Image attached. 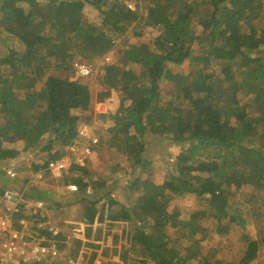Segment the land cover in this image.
I'll return each instance as SVG.
<instances>
[{
    "label": "trees",
    "instance_id": "trees-1",
    "mask_svg": "<svg viewBox=\"0 0 264 264\" xmlns=\"http://www.w3.org/2000/svg\"><path fill=\"white\" fill-rule=\"evenodd\" d=\"M123 1L0 0V41L16 43L0 51V195L19 181L41 199L33 177L69 159L60 179L45 177L47 202L105 206L106 233L85 215L90 250L46 229L59 255L38 264L91 250L101 264H223L209 252L227 235L223 251L250 264L264 254V0ZM111 166L114 184L100 174ZM72 184L81 196L64 191ZM37 218L20 211L14 226L35 230ZM239 234L262 252L234 256Z\"/></svg>",
    "mask_w": 264,
    "mask_h": 264
},
{
    "label": "built area",
    "instance_id": "built-area-1",
    "mask_svg": "<svg viewBox=\"0 0 264 264\" xmlns=\"http://www.w3.org/2000/svg\"><path fill=\"white\" fill-rule=\"evenodd\" d=\"M124 6L129 10L134 11V5L128 0L123 1ZM102 33L106 35V32ZM78 70L81 76H87L90 74V70L84 66H78ZM105 104L97 103L95 110L97 114H103L105 112ZM86 136L87 134H81ZM89 149H85L80 152L75 158V164L79 167H83L86 160L91 155ZM69 159H64L56 163H50L47 168L33 177L35 183L43 185L44 187L51 186V182L46 180L47 174H50L52 179L57 180L67 172L70 165ZM6 176L10 179H15V173L12 170L6 172ZM81 186L78 184H72L66 186L64 191L69 193H77ZM86 194L89 197L94 195V191L86 189ZM0 203L10 205L7 209L9 214H6L3 209L0 208V264H38L45 262L47 258H56L59 252L55 246L43 245V243H35L28 245L19 231L14 229L13 217L20 212L18 208L19 195L18 192L11 188H4L0 195ZM38 208L41 209L42 205L39 203ZM43 218V216H41ZM19 225H23L20 223ZM96 264H101L98 262Z\"/></svg>",
    "mask_w": 264,
    "mask_h": 264
},
{
    "label": "crops",
    "instance_id": "crops-1",
    "mask_svg": "<svg viewBox=\"0 0 264 264\" xmlns=\"http://www.w3.org/2000/svg\"><path fill=\"white\" fill-rule=\"evenodd\" d=\"M16 187L21 188V183L19 181L16 183ZM40 188L46 189L45 193L42 194L41 199H36L33 197L27 198L25 196L24 198H22L23 199L22 200L20 199L21 198L20 192L17 191L19 195L18 208H20V211L25 212L26 216L32 213L33 219H34V216L38 217L37 218L38 222H37V225L35 226L36 227L35 230H32L33 224L31 223V219H30V222L28 221V223L25 221V223L23 224L24 226L19 225V227L17 228L14 226V229L20 232V234L22 235V237L24 238V240L27 242L28 245H32L35 243L41 244L43 241V238L42 236H40L41 235L40 232H44L46 229H49L50 231L55 230L56 233L59 232L60 234L66 231L65 237L68 238L69 241H73L74 239H76L75 236L78 235L79 237L77 238H81L84 242H88V244L91 243L89 242V239H91V235H86L84 232L86 225L87 226L89 225L88 219H86L85 217V215L87 214H88V217L94 216L95 218L92 223H94V225H97L99 230L101 229L103 233H106V230L108 229V225L110 224L109 220H107L106 216L101 220L98 217L99 212L103 211L105 208L103 204H99V203L94 204L92 202H89L92 204V206H89L86 204H83L80 206V204L76 205L73 202H69V203L62 205L61 208L57 211L58 208L53 207L47 202L50 199H52V195L50 194V192H48V189H50L51 186L44 187L43 185H40ZM66 193H69V192H66ZM69 194L77 195L76 193H69ZM78 195L81 196L79 192H78ZM82 197L88 198L87 200L90 199L88 196H85L83 193H82ZM39 203H41L42 205L41 209L38 208ZM3 206H5L4 212L6 214H9L7 209L10 207V205L3 204ZM53 211H57V213H55L54 216L59 217L62 221L57 220V219L56 221L52 220L51 216L53 214ZM71 212H73L74 215L71 216L70 215ZM105 213H106V208H105ZM41 216H43V218H41ZM54 216L52 217L55 218ZM83 222H85L86 225ZM98 222H102L105 227H101V225L98 224ZM79 259H83V256H81ZM98 262H101L98 257L90 259V263H98ZM74 264H80V263L77 261Z\"/></svg>",
    "mask_w": 264,
    "mask_h": 264
},
{
    "label": "rangeland",
    "instance_id": "rangeland-1",
    "mask_svg": "<svg viewBox=\"0 0 264 264\" xmlns=\"http://www.w3.org/2000/svg\"><path fill=\"white\" fill-rule=\"evenodd\" d=\"M0 43H1L0 44V51H3L4 47H6V46H12V45L16 44L15 40L10 39V38H6V37H3V40H1ZM108 59L109 58L106 57V60H108ZM95 89H97V87H95ZM95 112H96V110H95ZM153 140H155L154 137H150L149 138L148 144H147L148 150H150L153 155H163L162 153L164 152V145H159V144H157V142L151 143ZM96 165H100V164L97 163ZM121 166L122 165H120V167ZM120 167L111 166L110 168L102 169L100 174L103 177H105L106 181L109 184H112V183L114 184V182L117 181L115 174H117L116 172H120ZM172 170H175V168L173 167ZM15 185H16V183H15ZM29 186H30L29 184L21 186V189L19 190L20 197H21L20 199L24 198L25 196L26 197L27 196H31V193L28 192ZM27 192H28V194H27ZM244 195H245L244 192L242 194H239V200L241 198H244ZM32 197H34V196H32ZM193 201H195V200H193V199L189 200V202H193ZM185 211H186L185 208H177V209H175V212H177L180 215L183 214ZM105 214L106 213H105V208H104L103 211L99 212L98 217L100 218V220L103 219L106 216ZM70 215L72 216V215H74V213L71 212ZM98 224H100L101 227H105L102 222H98ZM240 234H239V237L237 239L238 243H237L236 247L233 250L234 256H236V255H238L240 253L242 254L245 251H249V252L251 251L252 253H256V254H259V253L262 252V249L264 248L263 245H261L260 243H257L256 240H254L255 242L253 241L252 243H249V241L247 239H245L244 237H242ZM234 240H236L234 235H227L225 237H220L217 241H215L211 245L212 247H211L209 253L216 252L217 253V260L218 259L222 260L223 264H248V263H246L244 261L241 262L239 260H236V258L233 259L231 257V256H233V254H231V252H227L228 250L223 251V247L225 246V244L226 243H232V242H234ZM85 243H86V247L89 248L90 244H88V242H85ZM249 246H250V248L248 249L247 247H249ZM90 252H89V256L87 258L83 257V259H79L78 262L80 264H96V263H90V259H93L92 254ZM250 264H264V254H259L256 259L250 261Z\"/></svg>",
    "mask_w": 264,
    "mask_h": 264
}]
</instances>
